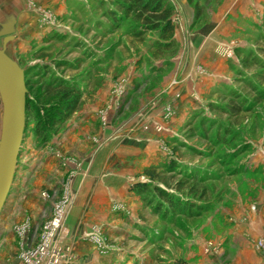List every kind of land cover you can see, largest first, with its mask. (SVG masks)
<instances>
[{
	"label": "rangeland",
	"instance_id": "1",
	"mask_svg": "<svg viewBox=\"0 0 264 264\" xmlns=\"http://www.w3.org/2000/svg\"><path fill=\"white\" fill-rule=\"evenodd\" d=\"M107 2L67 0L60 11L51 0H25L33 18L15 21L5 45L25 70L30 104L0 214V264L18 263L54 207L66 211L63 264H225L232 226L241 235L242 223L264 212V99L245 85L259 71L247 56L264 59V0H198L196 8L167 0L177 51L158 57L156 32L137 40L124 24L105 31ZM48 75L81 90L62 123L61 96L43 88ZM232 94L244 107L237 115L225 107ZM1 114L0 102V129ZM151 166L160 173L152 183L197 204L193 216L162 218L130 189L148 181ZM179 179L185 188L171 189Z\"/></svg>",
	"mask_w": 264,
	"mask_h": 264
},
{
	"label": "trees",
	"instance_id": "2",
	"mask_svg": "<svg viewBox=\"0 0 264 264\" xmlns=\"http://www.w3.org/2000/svg\"><path fill=\"white\" fill-rule=\"evenodd\" d=\"M189 1L194 2L196 8L198 0ZM103 3L104 1H102ZM107 3V10L104 12V17L107 20L105 31H111L124 24L128 26L129 33L137 40H142L150 32H156L157 39L151 44L153 54L158 57L171 56L176 53L177 42L172 19L173 8L167 0H108ZM200 15L201 12L196 10L193 21L196 22ZM261 50L264 52V49ZM246 60L254 64V67L259 71H255L251 77L252 79L247 80L245 85L251 90L252 95L258 99H264V96H262L264 94V59L258 60L249 55ZM43 75L46 76L45 72ZM256 80L259 81V84H256ZM25 85H27L26 79ZM43 88L48 93L61 96L62 104L58 107L55 114L56 121L60 123L76 112L81 104V90L75 83L57 78L52 79V76L48 75L43 79ZM240 102L238 94H232L230 101L225 103L226 110L230 114L237 115L244 108L240 105ZM28 104H30V99L26 95L25 113ZM42 140L44 142L45 137ZM172 163L173 161L171 160L166 163V166H170ZM143 173L148 178V181H136L130 189L135 191L147 206L156 208V213L160 214L162 218L167 219L172 214L193 216L196 213L193 208L197 204H185L176 196L170 194L167 191L168 187L166 185L165 187H161L152 183L160 176V173L155 172L153 166L145 168ZM185 185L184 179H179L171 185V189L183 190Z\"/></svg>",
	"mask_w": 264,
	"mask_h": 264
},
{
	"label": "water",
	"instance_id": "3",
	"mask_svg": "<svg viewBox=\"0 0 264 264\" xmlns=\"http://www.w3.org/2000/svg\"><path fill=\"white\" fill-rule=\"evenodd\" d=\"M14 18L1 23L0 36V214L7 202L25 138L26 85L24 69L6 52L5 45L14 38Z\"/></svg>",
	"mask_w": 264,
	"mask_h": 264
},
{
	"label": "crops",
	"instance_id": "4",
	"mask_svg": "<svg viewBox=\"0 0 264 264\" xmlns=\"http://www.w3.org/2000/svg\"><path fill=\"white\" fill-rule=\"evenodd\" d=\"M52 5L60 11L67 8V0H51ZM25 0H0V22H5L10 17H14L15 21L32 20L33 15L29 10L25 9ZM73 128L72 131H76ZM76 136L82 137L78 143L85 148V133L77 132ZM82 193L85 191V181L82 184ZM77 194V193H76ZM71 200L74 205L75 197ZM69 196V195H68ZM84 197V195H80ZM76 202V201H75ZM264 212L259 211L258 216L249 220L246 224L242 223L239 235V228L232 226V230H237L235 235L226 244L227 252L225 264H264ZM69 214V213H68ZM68 219V216L66 217ZM66 219V220H67ZM261 243V246L258 243ZM211 258V257H210ZM207 264H222L220 260L214 258L205 260Z\"/></svg>",
	"mask_w": 264,
	"mask_h": 264
},
{
	"label": "built area",
	"instance_id": "5",
	"mask_svg": "<svg viewBox=\"0 0 264 264\" xmlns=\"http://www.w3.org/2000/svg\"><path fill=\"white\" fill-rule=\"evenodd\" d=\"M65 212L63 207H54V215L44 223L35 244L21 249L18 263L7 264H63L57 236L63 229Z\"/></svg>",
	"mask_w": 264,
	"mask_h": 264
}]
</instances>
